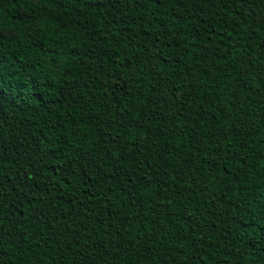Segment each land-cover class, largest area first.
<instances>
[{"label": "trees", "instance_id": "16d2710c", "mask_svg": "<svg viewBox=\"0 0 264 264\" xmlns=\"http://www.w3.org/2000/svg\"><path fill=\"white\" fill-rule=\"evenodd\" d=\"M0 264H264V0H0Z\"/></svg>", "mask_w": 264, "mask_h": 264}]
</instances>
